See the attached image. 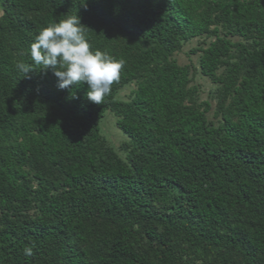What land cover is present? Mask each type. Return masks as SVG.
<instances>
[{
	"label": "trees",
	"instance_id": "1",
	"mask_svg": "<svg viewBox=\"0 0 264 264\" xmlns=\"http://www.w3.org/2000/svg\"><path fill=\"white\" fill-rule=\"evenodd\" d=\"M0 9V264H264V0ZM77 14L93 50L126 62L104 104L87 84L60 89L29 55L43 28ZM200 37L214 38L192 52L217 84V121L195 66L174 58ZM107 111L123 154L101 133Z\"/></svg>",
	"mask_w": 264,
	"mask_h": 264
},
{
	"label": "clouds",
	"instance_id": "2",
	"mask_svg": "<svg viewBox=\"0 0 264 264\" xmlns=\"http://www.w3.org/2000/svg\"><path fill=\"white\" fill-rule=\"evenodd\" d=\"M29 55L35 65L41 66L40 70L51 69L58 78L60 89L87 84V99L98 105L104 104L126 63L105 51L92 49L86 27L78 14L68 15L66 19L43 28L30 45ZM16 67L24 76L36 70L30 63L21 62ZM68 98H76V92L70 91ZM34 248L33 242L31 247L24 249V254L33 255Z\"/></svg>",
	"mask_w": 264,
	"mask_h": 264
},
{
	"label": "rangeland",
	"instance_id": "3",
	"mask_svg": "<svg viewBox=\"0 0 264 264\" xmlns=\"http://www.w3.org/2000/svg\"><path fill=\"white\" fill-rule=\"evenodd\" d=\"M1 15V9H0ZM213 37H200L194 38L186 43L183 44L182 49L175 53L174 58L177 60L178 64L180 65H189L195 66V69L192 72L193 81L192 84H195L199 87V101L209 100L211 102V110L208 114L209 119H214L213 112L216 106V98L214 93L217 89V84L212 82L208 77L203 76L200 74L198 69V57L199 52L193 53L192 50L198 48L201 45H207L210 41H212ZM236 39V38H234ZM223 68L218 70V73H221ZM134 88V84L127 85L126 87L122 88L119 93L118 97L121 99H128L130 91ZM101 133L107 142L112 145L117 151L121 154L123 152L120 150V146L126 142L128 139L127 137L117 128L116 126V116L113 112L107 111L105 116L102 118L100 122Z\"/></svg>",
	"mask_w": 264,
	"mask_h": 264
}]
</instances>
